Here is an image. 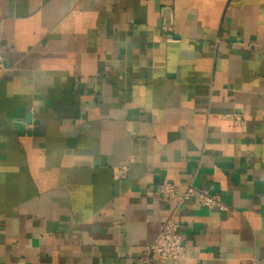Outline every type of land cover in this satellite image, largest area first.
Here are the masks:
<instances>
[{
    "label": "crops",
    "instance_id": "1",
    "mask_svg": "<svg viewBox=\"0 0 264 264\" xmlns=\"http://www.w3.org/2000/svg\"><path fill=\"white\" fill-rule=\"evenodd\" d=\"M0 56V264H264V0H0Z\"/></svg>",
    "mask_w": 264,
    "mask_h": 264
},
{
    "label": "built area",
    "instance_id": "2",
    "mask_svg": "<svg viewBox=\"0 0 264 264\" xmlns=\"http://www.w3.org/2000/svg\"><path fill=\"white\" fill-rule=\"evenodd\" d=\"M172 40L171 37H168ZM3 59L0 56V69L3 68ZM127 167L122 168L126 172ZM159 192L166 201L175 204V211L188 200H196L202 206L224 211L227 206L220 199L219 195L211 193L207 188H197L189 186L187 189L179 191L174 182L165 179L159 185ZM181 225L171 216L160 227L159 234L155 241L145 246L139 264H150L155 261L164 262L168 260L182 261L187 257V247L180 233Z\"/></svg>",
    "mask_w": 264,
    "mask_h": 264
},
{
    "label": "water",
    "instance_id": "3",
    "mask_svg": "<svg viewBox=\"0 0 264 264\" xmlns=\"http://www.w3.org/2000/svg\"><path fill=\"white\" fill-rule=\"evenodd\" d=\"M34 122V119H33V115L30 113L28 114V116L26 117V123L27 124H32ZM22 128V127H21Z\"/></svg>",
    "mask_w": 264,
    "mask_h": 264
}]
</instances>
